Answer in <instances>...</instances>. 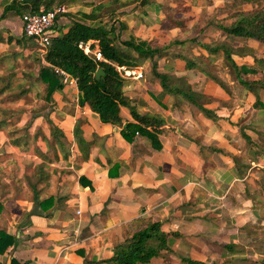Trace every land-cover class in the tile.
I'll return each mask as SVG.
<instances>
[{
  "label": "crops",
  "instance_id": "crops-1",
  "mask_svg": "<svg viewBox=\"0 0 264 264\" xmlns=\"http://www.w3.org/2000/svg\"><path fill=\"white\" fill-rule=\"evenodd\" d=\"M3 1L0 0L1 16L13 0ZM215 1L212 10L223 6ZM179 6L189 10L174 14ZM203 6L201 0H150L146 6L135 4L132 13L126 10L127 14H119L113 21L121 19L125 26L121 33L129 32L133 36L130 39L147 32L154 36L168 21L167 13L189 19L186 26L190 27L207 16L202 14ZM7 16L11 17V13ZM149 20L160 23L148 27ZM56 26L55 35H62L71 25ZM171 28L181 29L173 25ZM20 29L24 32L23 23ZM215 33L220 32L213 31L208 36ZM148 38L143 40L150 43ZM259 49L264 56V47ZM179 55L173 56L172 65H162L160 60L159 72L174 81H186L195 92L213 100L206 107L223 118L211 120L182 96L165 92L160 79L152 71L149 73V61L144 81H124V95L130 106L120 107L121 125L104 124L89 105H81V93L74 82L56 91L51 102L45 101L49 105L44 110L47 112L34 118L32 125L38 133L32 149L13 146L0 131V146L10 150L0 153V231L16 241L9 253L0 255V263L16 259L21 264H103L112 257L118 243L149 220L161 223L169 235L171 249L150 264H166L168 260L182 264V257L207 264H221L224 259L232 264L264 263V246H258L264 244V110L254 109L256 97L247 89L231 95L197 61L204 71L187 69L185 56ZM236 56L232 57L240 66L254 63L250 56ZM211 75L235 86L226 75ZM246 98L249 104L242 107ZM229 101L238 105L235 116L224 112L222 104ZM261 101L264 103V90ZM250 105L254 117L245 122L249 114L245 110ZM131 109L140 115H157L163 124L144 128L151 135L131 136L127 132L133 140L125 138L122 131L126 126L138 123ZM77 123L84 139L91 143L87 158L74 137ZM53 124L66 137L70 153L67 158L53 149ZM242 130L253 144L244 138ZM259 133L261 139L257 137ZM44 156L49 160L45 168L47 180L37 187L41 199H66L63 208L48 216L40 214L28 180L33 177L32 182H37L35 167L44 162ZM8 162L19 168L8 170ZM30 166L33 168L29 171Z\"/></svg>",
  "mask_w": 264,
  "mask_h": 264
},
{
  "label": "trees",
  "instance_id": "trees-1",
  "mask_svg": "<svg viewBox=\"0 0 264 264\" xmlns=\"http://www.w3.org/2000/svg\"><path fill=\"white\" fill-rule=\"evenodd\" d=\"M13 0L4 7L3 15L0 21L4 20L9 13H15L22 16L26 12H40L41 10L49 11L55 6L62 5L64 0ZM150 0H109L108 3L96 5L90 13L81 12L73 18L69 30L62 35H55L51 39V45L45 57L44 64L39 67V76L35 81L43 84L45 94L43 99L51 102L56 91L63 88L61 78L55 72V68H61L69 73L77 81L78 89L81 93V105H89L91 110L97 113L100 120L104 124L121 125L122 118L120 115L121 106H130L129 101L124 95V80L120 77L114 67L105 62H95L92 57L87 56L80 48L79 43L96 40L99 42L100 49L107 60L113 61L121 65L140 66L146 61L152 62V73L160 79L163 89L167 93H173L182 96L188 100L207 118L217 121L223 118L217 114L215 110L207 108L203 104L204 99H209L206 95L195 92L192 86L184 80L174 81L168 74L159 72V61L169 54V50L174 46H184L187 42L197 43L202 50L210 55H220L226 59V64L232 69L235 77L241 85L250 91L256 97L255 108L264 110V103L261 101V91L264 90V79L250 80V76L258 74V69L249 65H238L233 59V50L225 45L224 42L212 41L204 42L208 34L215 31L224 33L227 36H234L244 39H253L264 43V0H234L229 6H219L212 13L201 17L186 31L192 37L188 39L179 35L164 45L152 46L147 41H137L132 38L127 41H121V31L125 26L121 23L119 31L116 28L117 20L113 21L118 11L135 4L146 6ZM259 3V4H258ZM245 5H259L255 9H241ZM177 10V11H176ZM189 8L176 7L174 14L178 12H187ZM109 16L113 21H104L102 17ZM168 21L171 25L178 28L188 27L186 22L189 20L185 17L174 18L171 13H167ZM65 16V15H64ZM16 40L13 37L8 39L9 42ZM22 40V39H21ZM21 40H16L19 43ZM0 42H5V38L0 34ZM136 53L138 57H133ZM182 56V55H179ZM182 58V57H181ZM187 62V69L196 70L200 68L196 61L183 57ZM260 63L262 61L255 59ZM99 70H103L104 74L97 78ZM209 76L213 80H217L222 86L219 79ZM12 84L7 83L6 86L0 88V97L7 92L12 91ZM31 92V89H23L17 96L22 97ZM133 117L138 123H130L122 131L125 138L133 140L129 137L135 136L137 133H146L151 135L144 128L149 126L160 127L163 121L157 115H140L131 109ZM6 114V112H5ZM9 120L0 121V131H3L9 124ZM53 149L60 150L63 157L69 156L66 150L64 133L54 124L52 125ZM157 130V129H155ZM242 135L249 144H253L251 138L242 130ZM76 143L83 155L87 158L91 143L87 142L81 130L80 123L76 124L74 130ZM26 142V146H27ZM13 145L21 148L20 139L13 141ZM52 148V145H51ZM158 148L161 149V146ZM57 158L59 156L57 155ZM44 162L35 167L36 183L32 182L30 177L29 185L34 191L35 201L39 203L40 214L48 216L51 211L60 210L64 207L66 201L63 197L49 196L41 199L38 185L47 180L45 173L46 162L48 157L44 156ZM15 238L8 235L5 231H0V255L9 253L10 249L15 246ZM228 248V247H227ZM163 251H171L169 246V235L162 230L160 222L151 220L144 221L140 229L134 233H129L125 240L118 243L113 249L111 258L102 261L103 264H150L153 259L162 255ZM182 264H207L203 261L191 258H181ZM3 264V263H0ZM12 264H21L13 259ZM29 264V263H24ZM264 264V263H263Z\"/></svg>",
  "mask_w": 264,
  "mask_h": 264
},
{
  "label": "rangeland",
  "instance_id": "rangeland-1",
  "mask_svg": "<svg viewBox=\"0 0 264 264\" xmlns=\"http://www.w3.org/2000/svg\"><path fill=\"white\" fill-rule=\"evenodd\" d=\"M6 1L8 0L3 1V3H5ZM162 1H166V0H162ZM172 1L180 2V0H170V2ZM201 1L204 5L202 14L208 15L213 11L212 9L214 8L216 1L215 0H201ZM233 1L234 0H219V2L217 1V3L229 7L233 3ZM57 2H59V0ZM108 2L109 0H64L61 3L66 4L69 7L70 12L65 16L59 18L60 24H57L58 26L56 27L58 28L59 25H71L73 18L76 17V15H78L79 13H81V11H92V9L96 5H99L101 3H108ZM258 6L259 5H245L243 6V8L241 7V9L251 10V9H255ZM133 8H135L134 5L126 8H122L118 11V14L116 16L120 14L119 16L122 17L124 14H127V11H130V13H132ZM199 8H201V6H199ZM102 18L106 22L110 21L107 23L109 26L113 22L110 20V17L108 15ZM6 19L4 21H0V34L3 35V37L5 38V42H0V88L6 86L7 83L10 82L12 84L13 89L12 91L7 92L4 96L0 97V121L6 119L9 120L8 121L9 125L2 131L9 139V142L13 145L14 140L20 139L21 144L23 145L21 149L25 150L28 148L29 150L32 149L33 146L35 145L34 137L38 133V130L33 128L32 125L34 122V118L38 113L45 112L44 110H47L49 108V105L45 103V100L43 99L45 94V88L43 84L40 82L35 83V81L38 79L39 76V67L41 64H44V62L40 57L41 54L40 47L36 45L33 41L28 39L25 36L24 32L21 31L20 29L22 26V16H18V15L16 16L15 13H11V17H8V20ZM158 19L160 18H157V20ZM119 20L121 21V19L119 18L116 22V28L118 31L122 23V21L120 22ZM157 20L156 21L149 20L148 27H152L154 25L158 26L160 22L159 21L157 22ZM188 29L189 27H184L181 29H173L171 28V24L168 21H166L165 25L163 26L161 25L160 28H158V30L155 31L154 36L149 35L150 34L149 32H147L145 35L149 36L148 39H151L150 42L151 45L152 43L154 45H159L164 41V39L172 38L178 35H182L183 36L182 38L185 39H188V37H192V35L186 32ZM130 35L131 34H129V32L121 33V37H120L121 41L129 40L131 37H133ZM145 35L139 38L137 35H135L134 37L137 41H145L143 40L144 38H146ZM10 37L15 38L16 40H21V39L22 40L19 43H17L16 40H14L13 42H9L8 39ZM206 39L208 41L207 43L212 41L224 42L227 47L232 48L234 52L233 55L236 54L237 56L240 57L250 56L251 60L254 62L252 66L258 69V74L255 76H250L249 79L250 80L264 79V56L260 53L261 49H259L264 47V43L261 42L258 43L256 40L248 39V38L244 39L234 36H226L224 33H215L210 37L209 36L206 37L204 41ZM169 51H170L169 53H171L170 56L164 57L165 59L164 58L160 59L162 60V65H164V63L166 62H168V65H172L173 62H175L173 56L174 55L177 56L178 54H180L189 59L197 61L199 65L204 67L205 70H208L211 74H214L216 77L220 75H226L227 79H232L235 82V86H231L228 82L219 79V81L223 84L222 85L223 89L228 91L229 94L232 95L233 92L238 93L239 90L244 89V87L235 77L232 69H230L227 65H225L226 64L225 57L222 58L219 55L217 56L210 55L209 53L202 50V48L197 43L190 41L187 42L184 46H174ZM132 55L133 57H138L136 53H133ZM255 59H258L262 62L260 63ZM212 60L214 61L211 62ZM147 62L149 61H146L139 66L142 67L144 71L145 70L147 71V69L145 68V64ZM239 62L242 63L241 60H239ZM151 71H152V66L149 73H151ZM25 88L31 89V92L27 95L18 98L17 96ZM252 95L254 96V94ZM247 102H249L248 98L245 99V101L242 104V107L244 105L249 104ZM213 103L214 101L210 99L203 100V104L205 106H209ZM222 105L224 106L225 108L224 112L227 115H229L230 113L232 116L233 115L235 116L234 111L238 106V105L236 106V102L234 103L232 101H229L228 104L226 105L222 104ZM250 109H251V105L248 106L245 110L249 113L247 118L245 119V122H249L250 119L254 117L253 109L251 110ZM254 109L261 110L255 108V106ZM261 131L262 134H264V131L263 130ZM257 137L261 139L262 137L261 133H259ZM26 142L28 143L27 146H26ZM3 151L4 152L7 151L10 153V150L7 147L0 146V153ZM34 151L36 152V149ZM51 153L52 151H49L50 156H52ZM17 155H21V154L17 153ZM37 155L40 158H42L40 153H38ZM28 161L32 162V160H28ZM18 168L19 167L14 162L13 163L10 162V164L8 162V168H7L8 170L14 171V169H18ZM32 168L33 167L30 166L28 170L30 171ZM260 245L264 246V244H258V246ZM178 263L179 261L176 262H172L170 260L166 261V264H178ZM232 263L233 262H231V260L224 259L221 264H232ZM235 264H242V263L237 262Z\"/></svg>",
  "mask_w": 264,
  "mask_h": 264
},
{
  "label": "built area",
  "instance_id": "built-area-1",
  "mask_svg": "<svg viewBox=\"0 0 264 264\" xmlns=\"http://www.w3.org/2000/svg\"><path fill=\"white\" fill-rule=\"evenodd\" d=\"M70 12L66 4L55 6L49 11L41 10L40 12H26L22 15V23L25 36L40 47L43 62L51 45V39L55 36V26L60 17ZM79 48L95 62H105L115 68L117 73L124 81H144L146 73L142 67L121 65L107 60L96 40L79 43ZM55 72L61 78L64 86L77 82L69 73L61 68H55Z\"/></svg>",
  "mask_w": 264,
  "mask_h": 264
},
{
  "label": "water",
  "instance_id": "water-1",
  "mask_svg": "<svg viewBox=\"0 0 264 264\" xmlns=\"http://www.w3.org/2000/svg\"><path fill=\"white\" fill-rule=\"evenodd\" d=\"M103 74H104L103 70H99L97 73V78L99 79L101 77V75H103ZM8 264H12V261L10 260Z\"/></svg>",
  "mask_w": 264,
  "mask_h": 264
}]
</instances>
